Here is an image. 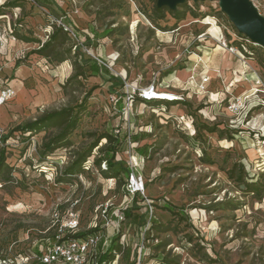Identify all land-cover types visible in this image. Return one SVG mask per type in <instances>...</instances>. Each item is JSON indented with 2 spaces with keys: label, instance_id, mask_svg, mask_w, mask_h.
Instances as JSON below:
<instances>
[{
  "label": "rangeland",
  "instance_id": "1",
  "mask_svg": "<svg viewBox=\"0 0 264 264\" xmlns=\"http://www.w3.org/2000/svg\"><path fill=\"white\" fill-rule=\"evenodd\" d=\"M54 1L58 9H44L34 0H0V32L11 28L13 40L36 42L18 55L26 57L22 64L34 73L35 84L26 86L32 100L22 110H16L18 96L0 107V115L12 117L0 137L65 108L78 117L68 142L52 154L45 153L44 144L59 133L58 128L15 133L5 147L0 142V153L5 151L0 264H38L41 246L47 245L71 210L81 215L80 232L98 228L107 237L126 233L120 264L136 263L143 233L144 264H264V93L259 98L252 93L234 98L240 95L234 93L221 99L214 91L197 97L194 88L173 82L176 75L186 81L184 72L192 69L193 53L201 43L197 39L203 33L223 35L234 46L249 41V58L263 83L264 48L238 32L218 1L187 0L172 11L184 17L181 21L168 8L159 9L157 0ZM252 1L264 16V0ZM13 2L21 7H7ZM65 11L77 39L57 26ZM56 31L59 35L52 42ZM106 32L108 36L101 39ZM9 43L0 44V50L8 49ZM46 43H51L45 57L51 70L27 61L30 55L39 56L32 52ZM8 53L0 52V68L7 66L1 63H9ZM93 55L112 67L101 78L91 77L83 63L94 61ZM78 72L84 77H77ZM121 77L141 87L155 84L162 93L182 98L170 101L173 105L136 104L145 115L135 118L132 133L149 145L140 169L153 213L145 199L136 196L140 208L131 218L124 215L133 202L126 190L127 178H107L113 171L105 162L96 164L109 146L101 137L121 123L111 100ZM14 78L4 73L0 83H12ZM247 97L240 114L229 110L235 100ZM182 117H191L193 124L185 120V125ZM98 141L77 172V162ZM122 147L116 161L128 165L136 149ZM71 168L76 174L69 176ZM107 206L109 227L103 218ZM118 216L124 217L119 224ZM150 218L153 222L148 225Z\"/></svg>",
  "mask_w": 264,
  "mask_h": 264
},
{
  "label": "built area",
  "instance_id": "2",
  "mask_svg": "<svg viewBox=\"0 0 264 264\" xmlns=\"http://www.w3.org/2000/svg\"><path fill=\"white\" fill-rule=\"evenodd\" d=\"M67 17V16H66ZM57 26L63 32H65L70 38L77 39L78 34L73 27L66 24L64 22V18L56 20ZM210 33H203L198 36V41H203ZM13 38V31L11 28L9 30H5L4 32H0V44L4 45L9 41V39ZM218 45L227 50L229 53L237 56L240 60L243 61L246 67L251 70H254L249 65V58L251 54L248 52L247 40L241 41L238 45L234 46L228 43L227 39L223 35H219ZM83 46V45H82ZM198 49V46H197ZM88 51V50H87ZM90 53V51H88ZM199 59V63H202V59L199 58L198 52L193 53ZM94 61L98 63L99 66L105 67L107 69H112L111 65L108 61H105L100 56H94ZM21 60H25L26 57H21ZM28 63H39L46 70L50 69V65L46 59L43 57L37 56L35 59L33 57H29L27 59ZM40 61V62H38ZM199 63H196L190 73L191 75L188 77L186 81H182L180 76H175L173 79L174 83H183L184 85H188L194 88L195 95L198 97L200 95H208V85L211 81V78L204 71L198 73ZM198 76L200 81H198ZM118 78V77H117ZM122 80L121 85L116 89V93L112 95V103L116 112L119 113L120 124H118L115 128L114 133L118 135L121 131L127 132V138L123 144V146H129L130 150H135L139 143L134 142L132 140V131L134 130V121L136 117L144 116L145 110L143 109L141 112L137 111L136 104L139 103L140 106L146 108V106L155 101H165L170 102L174 100L168 99H158L156 97L157 94H161L160 89L155 85L151 84L146 87H141L138 84L127 82L125 78L121 77ZM257 88L254 89L252 93V97L259 98L258 94L264 93V83L261 78L256 81ZM16 97V92L13 87L8 84L0 83V107L7 105L12 102ZM178 100H182L181 97H176ZM248 97L245 99H237L235 102L229 105V110L235 114H240L247 106ZM262 105H264V101L261 100ZM181 122L185 120L193 124V120L191 117L185 118L182 117ZM184 122L186 125L187 122ZM189 126V125H188ZM123 149V148H122ZM143 159L139 157L137 154L132 155L131 160L128 163V168L130 169V175L127 179L126 190L128 195L131 197L133 201L134 197H142L145 199L151 214L153 213L152 202L149 201L146 197V183L144 176L141 173L140 169V160ZM77 204V203H76ZM108 210L109 207H105L103 210V218L106 220V226L109 227L111 225V221L108 220ZM55 218L59 220V214H55ZM57 220V221H58ZM152 218L148 225L151 223ZM124 221L123 216H118L116 222L119 224ZM97 225H95V228ZM81 228V215L71 210L66 214L64 220L58 227L57 233H55V240L48 241L46 246H41L40 255L36 256L38 260V264H120V253L115 255L114 260L102 261L100 260V255L105 251L104 249L108 246L109 236H105L102 233H96L93 235H89L85 238H76L74 237L77 232H80ZM148 228V227H147ZM146 228V230H147ZM145 234L143 233V239L139 245L138 249V257L136 259L135 264H144L143 258L144 253L146 252V243H145ZM114 235H112L113 237ZM126 233L122 234L120 245L122 248L125 246ZM104 240L103 245L101 247V242ZM29 260V258H26ZM28 262V261H27ZM6 263V261H4Z\"/></svg>",
  "mask_w": 264,
  "mask_h": 264
},
{
  "label": "trees",
  "instance_id": "3",
  "mask_svg": "<svg viewBox=\"0 0 264 264\" xmlns=\"http://www.w3.org/2000/svg\"><path fill=\"white\" fill-rule=\"evenodd\" d=\"M40 7L45 8V9H58L59 7L57 6L56 2L54 0H34ZM7 7L11 8H18L21 7L19 3L13 2V3H8ZM60 10V9H59ZM169 13L178 21H181L184 19V17L177 15L175 12L169 11ZM3 15L1 14L0 11V16ZM61 18H64V22L71 27H73L72 23L66 15H63ZM74 28V27H73ZM75 29V28H74ZM60 31H62L60 29ZM76 31V30H75ZM77 32V31H76ZM109 32L103 33L100 35L101 39H105L108 36ZM59 33L56 31L53 36L51 37V41L56 40L58 37ZM22 41H25L27 43H36L35 41H30L27 39H21ZM50 41V42H51ZM39 43V41H37ZM239 44V43H238ZM51 43H46L43 45V47L39 50L33 51L32 54H38L40 57H47V49L50 47ZM91 45V39H87V46ZM22 60H19L16 64L17 67L21 65ZM83 63L85 65L89 66V72L91 73V77H102V75L108 74L109 71L105 67H101L98 65L97 62L95 61H88L84 60ZM264 64V63H263ZM77 77H84L82 73H77ZM119 82H122L121 79H119ZM160 105L161 103L164 104L166 103L167 105H173L175 103L171 102H165V101H155L150 104H155ZM78 125V117L73 114L72 109L65 108L61 111H56V112H51L48 114L43 115L42 117L31 121L27 122L24 124H21L15 128H13L9 133L4 134L0 137V142L5 147L6 142L15 134V133H21V134H37L43 131H46L50 128H58L59 133L51 138L48 142L44 144V150L46 154H52L54 151L57 149L63 147L67 142L69 137L72 135V133L76 130ZM210 132L214 133L213 129H210ZM138 133H135L132 135V140L134 142L139 143V146L136 148V154L143 158L144 156L147 155L149 151V145H144L142 144L141 137ZM127 138V132L121 131L118 135L114 133V131L110 135H103L101 139H107L108 141V148L106 149L105 156L102 159H99L96 164L101 165L102 162L106 163L107 170L113 171L112 175H108L107 178L110 179H117L121 175L125 176L127 179L129 178L130 175V169L124 162H119L116 161V156L122 151V146ZM98 141L94 145L91 146L90 150L81 157V159L77 162V172L82 170L83 165L88 161V158L92 156L93 149H95L98 146ZM5 165V151L4 149L0 153V178L3 173V166ZM69 176H72L76 174V171L74 169H70L67 173ZM144 200V199H142ZM139 204L138 201L136 200V197H134L132 206L128 208L125 212L124 215L127 218L133 217V211L139 209ZM168 210V207H166ZM153 222V219L151 220ZM99 229H91L89 231L85 232H77L78 234H75L74 237L76 238H85L89 235H93L98 233ZM57 233V231H56ZM122 233H117L113 237H111L108 240V246L104 249V253L100 255V260L102 261H109V260H114L115 255L119 254L122 252V246L120 245V240H121ZM55 240V233L53 236L47 240L48 241H54ZM104 240L101 242V247L103 245ZM45 246V245H42ZM40 250L39 254L40 255Z\"/></svg>",
  "mask_w": 264,
  "mask_h": 264
},
{
  "label": "crops",
  "instance_id": "4",
  "mask_svg": "<svg viewBox=\"0 0 264 264\" xmlns=\"http://www.w3.org/2000/svg\"><path fill=\"white\" fill-rule=\"evenodd\" d=\"M64 15L67 16L66 11ZM67 18L68 20H70L68 16ZM70 22L72 23L71 20ZM218 38V34L214 35L212 33V35L210 37H207L206 40L201 41L198 47V54L199 58L202 59V63H199V59L196 56H194L195 58L193 57L191 59L193 66L196 63H199L198 73L204 71L211 78V81L208 85V92L213 95V92L215 91L217 94L216 97L219 96V98L221 99H223L227 95L232 96L234 95V93L240 94L238 97L234 98H239L243 95L251 93L254 89L257 88L256 81L261 78L257 73V68L253 66L252 61L249 60V65L254 70L249 69L237 56L229 53L225 49H222L218 45ZM13 39L14 37L9 39L10 43L8 45V49L0 50V52L5 54L6 52H9L8 56L6 57V59L9 60V63H1V65L6 64L7 66L6 68H0V75L6 73L10 76H15V78L12 80V83H9L8 85L16 90V96H18L19 104L16 107V110H22L23 106L27 104V102H30L32 100L30 92L27 90L26 86L28 87L32 84H35L36 81L34 78H31L32 75L34 76V73L30 67L23 65L22 62L19 67H17L16 64L19 60H21L18 56L19 52L30 50L31 47L28 46L32 44L25 41L21 42L19 40ZM30 57L36 58L37 56L30 55ZM65 70L66 69H64V72ZM190 75V72H184L183 79L187 80ZM28 79L29 82L27 85H25L24 81ZM197 79L198 81H200L199 76ZM0 117L1 132L9 126L12 117L8 114L0 115ZM111 237L112 235H109V239Z\"/></svg>",
  "mask_w": 264,
  "mask_h": 264
},
{
  "label": "water",
  "instance_id": "5",
  "mask_svg": "<svg viewBox=\"0 0 264 264\" xmlns=\"http://www.w3.org/2000/svg\"><path fill=\"white\" fill-rule=\"evenodd\" d=\"M187 0H157L159 9L176 11ZM200 1V0H194ZM218 1L221 11L233 22L240 34L253 44L264 48V16L252 0H211Z\"/></svg>",
  "mask_w": 264,
  "mask_h": 264
},
{
  "label": "bare ground",
  "instance_id": "6",
  "mask_svg": "<svg viewBox=\"0 0 264 264\" xmlns=\"http://www.w3.org/2000/svg\"><path fill=\"white\" fill-rule=\"evenodd\" d=\"M262 15V14H261ZM208 24H213V23H208ZM217 26V25H216ZM156 97L158 98V99H170V100H174V99H176L175 97H174V95L173 94H169V93H161V94H157L156 93Z\"/></svg>",
  "mask_w": 264,
  "mask_h": 264
}]
</instances>
